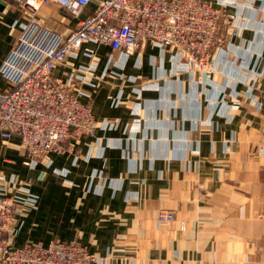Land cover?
Instances as JSON below:
<instances>
[{
    "label": "crops",
    "instance_id": "1",
    "mask_svg": "<svg viewBox=\"0 0 264 264\" xmlns=\"http://www.w3.org/2000/svg\"><path fill=\"white\" fill-rule=\"evenodd\" d=\"M211 1L240 25L213 49L211 79L178 74L182 58L153 44L127 57L90 42L55 75L93 69L94 86L77 88L91 94L95 133L72 135L36 167L23 163L18 135H0V174L38 197L17 216V244L78 241L107 264H264L263 13L248 0ZM32 19L62 34L78 25L55 2L34 14L8 0L0 67ZM7 85L0 72V92ZM168 212L171 221L159 220Z\"/></svg>",
    "mask_w": 264,
    "mask_h": 264
},
{
    "label": "built area",
    "instance_id": "2",
    "mask_svg": "<svg viewBox=\"0 0 264 264\" xmlns=\"http://www.w3.org/2000/svg\"><path fill=\"white\" fill-rule=\"evenodd\" d=\"M11 1L34 14L42 4L55 2L78 21L75 29L62 34L32 19L0 67L8 83L0 92V135L4 139L20 137L23 163L30 167L52 153L65 151L72 135L97 128L91 94L77 88L78 82L94 86L93 69L80 67L66 78L55 75L56 67L87 43L108 45L127 57L148 44L162 47L182 58L178 74L188 72L200 81L213 77L215 46L239 34L236 27L231 30L237 15L229 11L230 6L221 3L215 7L211 0H101L84 18L92 0ZM113 58L111 55L110 61ZM37 202L29 182L0 174V264L108 263L109 255L92 254L78 241L17 244V216L31 211ZM159 216L163 221L174 218L170 213Z\"/></svg>",
    "mask_w": 264,
    "mask_h": 264
},
{
    "label": "rangeland",
    "instance_id": "3",
    "mask_svg": "<svg viewBox=\"0 0 264 264\" xmlns=\"http://www.w3.org/2000/svg\"><path fill=\"white\" fill-rule=\"evenodd\" d=\"M253 2H254V0H248V2H247L248 5H247V6H248V7H252V8H254V9H258V10L260 9L261 12L263 13L262 21L264 22V5H259V4H258V5H259V6H258L257 4L255 5ZM232 13H233V12H232ZM232 25H233V26H232ZM232 25H231V26H232L231 30H232L234 27H236V28L238 29V31H239V29H240V25H239V22L237 21V19H234V20H233ZM231 26H228V28L231 27ZM214 65H215V64H213V66H212V67H213V73L216 71V69H215L216 66H214ZM95 120H96V118H95ZM96 121H97V120H96ZM104 123H105V121L102 123V125H104ZM106 125H108L107 122H106ZM115 126H116V125H115ZM97 128H98V124H97ZM97 128H96V129H97ZM96 129L92 130L91 132L85 133V134H83V135H77V134H75L74 137L77 138V137H83V136H85V135H86V136H87V135H91V134L95 133ZM71 137H72V136H71ZM71 137H70V138H71ZM70 138H69V139H70ZM67 142H68V141H67ZM67 142H66V143H67ZM65 149H66V146H65ZM168 213L172 214V216L174 215L172 212H168ZM261 214H262V213H261ZM159 220H161L160 216H159ZM171 220H172V219H168V221H171Z\"/></svg>",
    "mask_w": 264,
    "mask_h": 264
},
{
    "label": "water",
    "instance_id": "4",
    "mask_svg": "<svg viewBox=\"0 0 264 264\" xmlns=\"http://www.w3.org/2000/svg\"><path fill=\"white\" fill-rule=\"evenodd\" d=\"M5 5H6V2L0 0V11L4 9Z\"/></svg>",
    "mask_w": 264,
    "mask_h": 264
}]
</instances>
